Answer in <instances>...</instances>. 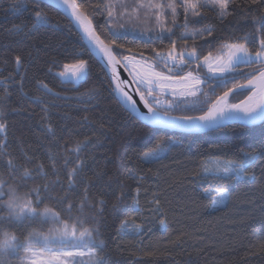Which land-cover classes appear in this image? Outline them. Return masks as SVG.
<instances>
[{
	"label": "trees",
	"instance_id": "16d2710c",
	"mask_svg": "<svg viewBox=\"0 0 264 264\" xmlns=\"http://www.w3.org/2000/svg\"><path fill=\"white\" fill-rule=\"evenodd\" d=\"M75 2L112 45L105 2ZM153 3L164 14L162 26L149 37L125 33L117 39L123 47H112L120 61L139 56L162 68L157 53L167 54L173 43L176 52L195 48L202 60L232 43H245L253 52L264 39V30L253 35V17L264 15V0H228L223 16L213 0ZM192 3L197 8L186 13ZM35 11L47 23L36 21ZM85 49L72 24L54 8L0 0V124L5 126L0 131V214L10 191L38 209L26 214L27 220L5 221V226L21 239L33 230L46 235L62 224L87 229L96 264H264V152L257 151L245 179L202 173L209 161L230 162L261 149L264 122L199 135L148 128L120 105L103 68ZM81 59L87 62L86 81L59 78L57 72ZM193 68L179 75L202 71ZM245 82L237 78L217 87L213 81L207 86L215 93L201 98L197 110L170 115H201L217 97ZM246 95H234L231 102ZM194 100L168 98L189 107ZM169 138L176 144L158 162L145 158ZM221 189L227 192L225 204L213 208L207 192ZM45 208L50 213L41 214ZM38 238H32L33 247ZM24 255L10 257L11 264H22Z\"/></svg>",
	"mask_w": 264,
	"mask_h": 264
},
{
	"label": "snow or ice",
	"instance_id": "6c2138e0",
	"mask_svg": "<svg viewBox=\"0 0 264 264\" xmlns=\"http://www.w3.org/2000/svg\"><path fill=\"white\" fill-rule=\"evenodd\" d=\"M213 2L214 4L218 2V6L221 10L220 14L223 16L228 7V0H213ZM252 2L256 3V0H252ZM64 3L71 9L72 14L74 15L76 21L80 24L89 43L97 48L106 59L107 63L104 67H110L111 71L115 73V65L120 63V61L117 60L116 55L113 54L112 45H115L117 48H122L123 45L117 44V39L123 38L125 33L113 30L112 35L115 39L112 40V45H106L92 28V21L79 11L78 5L75 4L73 0H64ZM189 8L195 10L197 8V4L192 3L186 6V13L189 11ZM108 15L112 16V13L109 12ZM193 15H199V13L193 11ZM173 18H175V9H173ZM35 20L41 24L47 23V20L41 15L40 11H35ZM119 28H123V25H119ZM261 30H264V15L253 17V35ZM168 31L171 32V29H168ZM209 35H211V33H209ZM187 42L188 38H185L184 43ZM174 48L175 44L173 43V49ZM228 48L229 54L226 61L220 62L223 60V58H220L215 67L212 63H208V72L211 75H206L203 81L199 76L193 77L191 71H189L187 75H179V72H181L185 66L190 65L192 63V59L196 58L195 48H193L190 52H181L179 60H177L176 56L171 54H169L167 58H164L165 67H168L167 60H171L173 62V66L168 67V72H175V75H165L161 71L154 70V67L149 65L147 71L139 77V83L144 85L146 88V92H140V99L147 108V113H140L141 119L149 121L153 125H163L165 127L173 128L185 127L192 129L221 128L224 127L228 121H243L245 123L264 121V39L260 40L259 49L253 52L249 51V48L245 45V43H232L228 45ZM85 51H87V49H85ZM128 51L130 52L131 49ZM88 54L91 55L90 52ZM159 55L160 54L157 53V56ZM186 56L192 59H186ZM123 59L125 61V68H129V66L134 67L133 61L128 56H124ZM204 60L209 61L210 56L204 57ZM17 63H19V58H17ZM245 68H249L251 71H245ZM77 69V72L73 74L74 78L77 81H86L89 74L87 71V62L81 59L77 65ZM217 77H219V79H217ZM237 78H243L247 81V83L236 84L234 88H229L222 96L217 97L213 106L208 108L203 115H186L180 117L170 115V112L177 109L182 111L197 110L196 106L189 107L186 103L179 104L169 101L167 102V107L163 111H161L158 107L161 105L159 95L163 94L165 89H170L173 96H195L196 92L200 90L199 85L202 82L210 85L214 81L217 87H221L226 86L229 81H234ZM189 79L192 80V84L190 90L187 92H177V90L172 87V85L176 82L188 81ZM156 90H159V92L157 93ZM238 90L241 92L247 90L251 94L247 96L246 100H243L240 103H229L228 98L230 94ZM114 91L120 92L126 100L131 101V97L123 91L119 84L116 85ZM211 92L214 94L215 88H211ZM204 95L207 96L208 93H204ZM149 96L152 97L151 102L147 99ZM133 110L139 112V109L135 106V102H133ZM4 127L5 126L3 124H0V131H3ZM175 144L176 141L169 138L168 143L144 153V156L147 160L158 162L165 153L171 151ZM257 151L264 152V146H261V149L253 152H243V156L230 161L228 166H225L222 170L218 169L217 172H222V174L216 175V178L221 180H232L238 177L247 176V169L252 167ZM246 157H251L253 159L246 160ZM205 171L208 170L206 169ZM251 179L254 180L255 177L252 176ZM225 195H227V192L221 189L218 192V196L220 198L214 202L217 205H223V197ZM17 207H19L21 214L27 215H31L38 210L32 206V202L29 200L22 201V203ZM33 209H35V211H33ZM44 211L46 213H50V209L48 208H45ZM163 223L164 221L162 220L161 224ZM55 235L62 240H83L85 236L91 239L92 236L87 229L80 232L79 235H77L75 231L69 234L67 229L62 232H57ZM49 238L50 236H46L43 239L48 240ZM32 247L33 245L31 243L26 249L23 247L22 243L20 245H12L8 253L0 255V264H11L10 257L18 255L21 251H28ZM64 255L72 257L74 254L71 251H67Z\"/></svg>",
	"mask_w": 264,
	"mask_h": 264
},
{
	"label": "rangeland",
	"instance_id": "374dc122",
	"mask_svg": "<svg viewBox=\"0 0 264 264\" xmlns=\"http://www.w3.org/2000/svg\"><path fill=\"white\" fill-rule=\"evenodd\" d=\"M105 2V7L107 9V14L109 12L112 13V16L108 15V28L113 30H117L120 32H124L127 34H131L132 36L143 35V37H149L150 33L159 25L163 24L164 14L160 10V6L153 3V0H103ZM119 25H123V28H119ZM152 26V27H151ZM190 52V51H183ZM181 52H176V50L172 49L167 54H162L157 56V61L159 64L163 65V69L173 66V62L171 60H167L168 67H165V60L169 54L176 56L177 60H179ZM229 54L228 45H225L218 54L210 56L209 61H205L204 59L199 60L197 55L195 59L185 57L186 59H192V63L187 66H191V70H193L195 66L199 67L201 73L197 74V72H192L193 77L199 76L203 81L206 75H211L208 72V63H212L215 67L218 60L223 58L220 62L226 61L227 56ZM128 57L133 61L134 67L129 66L126 68L129 74L131 75L133 81L135 82L138 89L142 92H146V88L144 85L139 83V77L143 75L149 65L154 67V70L161 71L165 75H172L167 71H164L162 68L158 67V65L148 59L128 55ZM122 63L124 65L125 61L122 58ZM77 65H67L64 66L61 71L57 72L59 78L63 81H69L74 84H78L81 81H77L73 74L77 72ZM185 66L183 70H186ZM193 66V67H192ZM183 70L179 72V74L183 73ZM175 73V72H174ZM188 73V72H187ZM187 73L181 75H187ZM176 74V73H175ZM219 79V77H217ZM192 84V80L188 81H179L172 85L177 92L184 91L187 92L190 90ZM199 91L196 92L195 96H173L171 94L170 89H165L163 94L159 95V99L161 100V105L159 108L167 107L168 98L170 99H179V100H193L190 103V106H198L201 101V98H206L207 96L204 93H208L211 89L207 86L206 83H201L199 85ZM157 93L159 90H156ZM212 93V92H211ZM151 98V96H149ZM230 103H233L230 101ZM229 162L227 161H209L203 166V175H209L212 177H216V175L222 174L218 173V169H223L225 166H228ZM208 171H205V170ZM215 174V175H214ZM246 176L238 177L237 179H245ZM219 191H210L207 192V196H209L213 201V208L221 207L225 204L226 195L223 197L224 204L217 205L214 201L218 200L220 197L218 196ZM65 229L71 234L73 231L79 235L80 232L84 230H78L72 226L59 225L56 228L51 230V234L48 235L50 238L45 240L42 236H38V240L40 241L38 246L32 247L30 250L25 251V255L22 258V264H96L93 252L89 249L88 246V237L85 236L83 240H62L59 239L55 234L57 232H62ZM36 239V238H35ZM67 251L73 252L72 257L65 256L64 253Z\"/></svg>",
	"mask_w": 264,
	"mask_h": 264
},
{
	"label": "water",
	"instance_id": "95a60500",
	"mask_svg": "<svg viewBox=\"0 0 264 264\" xmlns=\"http://www.w3.org/2000/svg\"><path fill=\"white\" fill-rule=\"evenodd\" d=\"M32 1L40 2V3L46 4V5L54 8L55 10L60 12L72 24V26L75 28L76 32L80 36L81 40L83 41L84 45L86 46L87 50L91 53V56L103 68L105 74L107 75V77L111 83V87H112V90L115 94V97L118 100V102L120 103V105L132 117H134L136 120H138L142 125H144L148 128L162 129V130H166V131H170V132L178 133V134L199 135V134H204V133H208V132H212V131L221 129V128L227 127L229 125L238 124V125H241L243 127H255V126L261 125L264 122V121H258L255 123H245L243 121H228V122H226L225 126L221 127V128L192 129V128H185V127L173 128V127H165L163 125H153L149 121L141 119L140 113H147V108L144 106L143 101L140 99V90L138 91V88H137L135 82L133 81L131 75L129 74L127 69L124 67L122 62L117 58V56H116V59L119 60L120 63H117L115 65V73H113L111 71L110 67H104V65L107 63L106 59L103 57V55L99 52V50L97 48H95L92 44L89 43V41H88L86 35L84 34L80 24L76 21L74 15L72 14L71 9L67 7V5L64 3V0H32ZM73 2L76 4L75 0H73ZM79 11L84 16L87 17V15H85L80 9H79ZM92 28L95 30L93 24H92ZM96 34H97V32H96ZM100 39H101V37H100ZM104 43L106 45H109L106 42H104ZM112 49H113V47H112ZM113 54H114V51H113ZM246 83H247V81L244 84H246ZM117 84H119L120 87L123 89V91L126 92L128 94V96L131 97V101L126 100L120 92L114 91ZM239 93H247V95L241 101L246 100L247 96L251 94L247 90H244L242 92L238 90V91L230 94V96L228 98V102L230 103L232 97L234 95L239 94ZM216 99L208 108H211L213 106V104L216 102ZM241 101H238L236 103H240ZM133 102H135V106L137 109H139V112L133 110ZM208 108L205 110V112L208 110ZM203 114H201V115H203ZM197 116H200V115H197ZM176 117H179V116H176Z\"/></svg>",
	"mask_w": 264,
	"mask_h": 264
},
{
	"label": "clouds",
	"instance_id": "9594fccd",
	"mask_svg": "<svg viewBox=\"0 0 264 264\" xmlns=\"http://www.w3.org/2000/svg\"><path fill=\"white\" fill-rule=\"evenodd\" d=\"M24 201V198L14 191H10L8 198L3 201V206L6 211L0 214V255L8 253L12 245L23 244L26 249L31 243L32 238L36 236H42V238L48 236L43 233H37L36 231H30L25 234L24 238L21 239L18 233L10 226H5V221L11 223L12 221L23 222L28 219L26 214H21L18 205ZM35 211V209H33ZM41 214H48L44 210ZM51 233H49L50 235Z\"/></svg>",
	"mask_w": 264,
	"mask_h": 264
}]
</instances>
